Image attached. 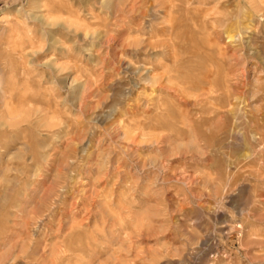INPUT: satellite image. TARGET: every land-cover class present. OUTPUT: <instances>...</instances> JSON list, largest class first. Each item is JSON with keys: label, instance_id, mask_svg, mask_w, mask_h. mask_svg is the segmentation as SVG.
<instances>
[{"label": "rangeland", "instance_id": "1", "mask_svg": "<svg viewBox=\"0 0 264 264\" xmlns=\"http://www.w3.org/2000/svg\"><path fill=\"white\" fill-rule=\"evenodd\" d=\"M0 264H264V0H0Z\"/></svg>", "mask_w": 264, "mask_h": 264}]
</instances>
